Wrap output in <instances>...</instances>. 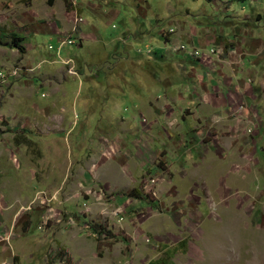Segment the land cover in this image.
Listing matches in <instances>:
<instances>
[{
  "label": "rangeland",
  "instance_id": "1",
  "mask_svg": "<svg viewBox=\"0 0 264 264\" xmlns=\"http://www.w3.org/2000/svg\"><path fill=\"white\" fill-rule=\"evenodd\" d=\"M71 2L64 0V7L69 11L71 5L77 11L67 12L60 21L46 14L49 9L45 10L44 0H0V264H62L65 259L61 253L71 257V264H78V258L83 264L82 259L94 260L95 251L101 256L97 255L93 264H102L107 251L114 248L134 259L138 234L145 232V220L154 215H167V221L182 230L177 233L190 241L189 251L183 252L182 261L176 260V264H264V202H259L264 201V141L256 146L249 141L243 148L240 143L239 147L222 146L224 162L238 161L239 155L246 154L238 168L245 173L240 187L243 192L238 194L242 200L239 211L232 207L231 188H224L222 195L213 189L210 192V182L198 179L201 171L196 168V172L192 167L178 172L189 173L190 182L179 180L181 175L174 177L160 200L152 193L155 184L144 186L155 169L142 168L145 164L139 160L162 154L152 151L149 137L142 133L150 136L154 132L157 137L159 128L146 130L149 117L133 107L130 94L140 99L147 85L154 89L159 82L153 70H142L140 60L128 65L124 58L127 54L146 56L145 42L150 43L148 53H154L152 42L155 44L156 38L162 41L165 54L181 52L196 57L188 52L194 46L175 39L180 26L189 29L197 23V18L185 12L189 8H184L194 7L193 1ZM161 11L169 12V17L157 18ZM75 17L81 21L72 30ZM162 20L165 27L160 30ZM55 30L64 38L52 35ZM79 31L83 33L80 38ZM67 35L76 43L57 52V41H66ZM14 37L19 38L23 51L12 44ZM180 44L185 50L174 52ZM111 73L117 74L115 84ZM172 74V67L166 66V79L172 80ZM167 85L165 81V102L172 101ZM121 91L124 98L114 107L112 101ZM157 139L162 141L160 136ZM178 143L166 147L174 156H180L184 148ZM214 147V153H219ZM244 148L248 149L242 151ZM187 152L183 155L192 166V153ZM123 175L127 182H133L132 188L141 187V198L128 195L131 187L124 191L133 200L125 208L111 204L112 193L123 187L119 184ZM13 187L22 195L27 193L28 198L22 196L15 202ZM194 187L202 189V194ZM198 196L204 201L201 205ZM220 196L230 202L223 211L215 208ZM122 201L119 197L118 202ZM205 202L211 206L210 219L201 214L209 210ZM218 217L235 223L228 222L222 228L214 221ZM94 223L101 227L91 228ZM98 232L106 233V239L96 237ZM141 237L144 242L148 239ZM68 246L84 253L73 257ZM50 253L54 256L51 260ZM120 261L116 264H123L124 259ZM141 262L148 264L145 258Z\"/></svg>",
  "mask_w": 264,
  "mask_h": 264
},
{
  "label": "crops",
  "instance_id": "2",
  "mask_svg": "<svg viewBox=\"0 0 264 264\" xmlns=\"http://www.w3.org/2000/svg\"><path fill=\"white\" fill-rule=\"evenodd\" d=\"M192 1L195 5L194 7L187 5L188 7L184 8H189L185 12H188L195 19L197 18V23H193L189 27L190 30L187 27L180 26L175 39L176 41L187 42L196 48H203L204 56L190 57L181 52L177 54L170 52L171 55H168L169 53L165 54L162 41L156 38L157 41L154 44V38L151 39L153 41L152 47L154 48L152 52L154 53H148L147 45L150 43L145 42L146 56H130L127 54V57L124 58L127 60L126 63L128 65L135 64V61L140 60L142 62V70L144 72L153 70L152 74L155 75L153 77L159 82L154 89H148L147 85L146 92L139 97L140 99L130 94L133 107L141 110L149 117L146 130L150 131L151 128L157 130L159 128L157 137L154 132H151L150 136L148 133H142V135L149 137L150 144L148 145L152 147V151H159L162 156H159V158L156 156L155 159L147 156L139 161L145 164V166H141L142 168H146V170L155 169L152 175H165L159 176L155 187L152 189V193L157 200L166 195L169 184H172L174 177L179 179L178 176L181 175L184 179L180 178L179 180H184L186 184L189 183L191 180L189 173H186V171L184 172L186 175L180 173L192 167V172H196V170H193L194 168L201 171L200 176L197 177L198 179H206L210 182V192L213 189L216 191L215 193L222 195L224 188H231L232 200H230L232 207L239 211L242 200L238 199V194L240 191L243 192V188L240 187L242 186L245 173L238 168L245 161L243 157L246 154L239 155L240 160L238 161L230 163L229 159H227L224 162L223 158L225 155L222 146L237 144L238 147L241 145V148H243L245 144L248 146L249 141L255 146L257 143L264 141V0ZM44 4L46 5L45 10L49 9L46 14L50 17L58 18L60 21L64 20L67 12L77 11L71 5L68 7L69 11H67L64 7V0H51V2L44 0ZM204 5H207V7ZM161 13H156L158 15L157 18L164 19L169 17V12L164 14L161 11ZM199 18L206 19V21H200ZM220 19L222 20L220 21ZM163 21L161 23L160 21L158 22V24H161L160 30L165 27V22ZM59 24L61 23L59 22ZM55 31L52 35H57L58 40L64 38L56 34L58 32ZM140 33L143 34L144 32L140 31ZM82 34V31L78 32L79 38ZM211 48H215L216 52L210 53L209 50ZM119 65L117 64V66ZM166 66L173 69L172 80L166 79ZM178 67L181 69L178 70ZM116 78L117 74L111 73V81L114 84L117 81ZM160 80H163V82L161 83ZM165 81L168 83L169 91L167 94L171 95L169 98L172 99V101H166L167 103L165 100L168 97H166V92H164ZM119 94L112 101L114 107L117 106L121 98H124L123 91ZM138 105L140 106L139 108ZM153 111H156L155 116H152ZM248 130L250 131L248 132ZM159 136L162 141L157 139ZM175 141H179L178 144L184 146V148H181L180 156H174L166 149L168 146H174L173 143ZM203 144H205L204 147H202ZM213 146H217L220 152L215 154V147L211 148ZM199 147L202 148L200 149ZM246 149L248 148H244L242 151ZM188 150L192 153V166L189 164L190 160H186L183 155L188 153ZM235 155L238 156L237 153ZM257 161L260 160L257 159ZM177 163H179L178 166ZM215 170L224 171V173L217 174ZM167 175L170 180L165 179ZM238 178H241V180L231 181V179ZM128 182L127 176L123 175L119 182L123 187L112 193L111 204L118 205V207L123 206L124 208L132 204V198L124 194V191L133 186V182ZM227 182L229 185H227ZM13 186L15 187L14 184ZM196 186H199V184L197 183ZM14 187L11 193L15 202H19L23 198L22 196L28 198L27 193L22 195ZM14 190L17 192H14ZM119 190L122 192L118 193ZM195 190L197 194H202V189ZM0 197L3 199V195H0ZM119 197H123L124 201L118 202ZM200 197H197L199 205L204 203ZM259 202L264 201L260 200ZM97 203L102 205V202ZM229 203V201L220 196L215 203L217 204L215 208L223 211L229 208ZM205 204L209 205L206 202ZM210 209L211 206L209 205L208 211L203 210V213H201L205 215L203 218H211L208 216L209 213L211 215ZM167 218H169L167 215L157 217L154 215L152 219L150 216L145 220V232L142 230L138 234V244L133 253L134 259L131 256L126 258L119 249L116 250L114 248L111 252L107 251V254H105L106 260L102 264H116V261L120 263L122 258L124 259L123 264H139L140 260L143 261L144 258L148 264H176V260L182 261L181 255L183 252L189 251L190 241L187 236H181L177 233H181L182 230L180 231V228L178 229L172 222L167 221ZM214 219L215 223L222 228L228 225V222L235 223V220L231 221L227 217ZM164 221L170 224L166 225L165 223L163 225ZM236 223L237 226L240 225L238 219H236ZM141 235L151 239V243L147 242L148 239L144 242ZM82 243L85 244L86 241H82ZM86 244L91 245L88 242ZM68 247L73 257H79L80 254L84 253L71 246ZM97 255L101 256V253L95 251L93 261L82 259L83 264L95 263ZM1 258L0 261H2ZM68 258L71 264L72 260L69 255ZM78 259L81 262V259ZM80 262L77 261L78 264ZM141 264L145 263L141 262Z\"/></svg>",
  "mask_w": 264,
  "mask_h": 264
},
{
  "label": "built area",
  "instance_id": "3",
  "mask_svg": "<svg viewBox=\"0 0 264 264\" xmlns=\"http://www.w3.org/2000/svg\"><path fill=\"white\" fill-rule=\"evenodd\" d=\"M72 4H75V0H72V2H71ZM78 21H81V18L80 17H75V19H74V25H73V30H75V25H76V23L78 22ZM76 42H75V40H73V38L72 37H70V36H66V41H57V46H56V50H57V52L62 48V47H64L65 45H70V44H75ZM49 48H52V46L51 45H49L48 46ZM185 45H182V44H180L176 49H173V51L174 52H177L179 49H184L185 50ZM149 51V50H148ZM189 54L190 55H194V56H204L205 55V53L203 52V51H201L200 49H197V48H192V49H189ZM209 52L210 53H215L216 52V50H215V48H211L210 50H209ZM69 60L70 59H68V61H64V62H66V64L69 62ZM72 70V69H71ZM158 177L156 176V175H153V176H150L148 179H146L145 180V182H147V183H144V186H145V188H146V185H150V184H156V182L158 181ZM149 240V239H148ZM52 257H54L53 256V253H50V260L52 259ZM7 264H11V263H7Z\"/></svg>",
  "mask_w": 264,
  "mask_h": 264
},
{
  "label": "trees",
  "instance_id": "4",
  "mask_svg": "<svg viewBox=\"0 0 264 264\" xmlns=\"http://www.w3.org/2000/svg\"><path fill=\"white\" fill-rule=\"evenodd\" d=\"M49 2H51V0H49ZM19 38L18 37H14V39H13V41H12V44L15 46V47H17L18 48V50L19 51H23L24 50V47L22 46V45H20V43H19ZM140 189H138V188H132V189H130L129 190V192H128V195H132V196H136V197H140L141 195H140ZM141 198V197H140ZM91 226V228H94V229H96V228H100L101 227V224H96V223H94V225H90ZM99 230V229H98ZM98 230H94V231H98ZM102 232H98V233H94V235L96 236V237H98L99 238V236H100V234H101ZM104 234V233H103ZM106 236H107V234H106ZM61 256L62 257H65V255L63 254L62 255V253H61Z\"/></svg>",
  "mask_w": 264,
  "mask_h": 264
},
{
  "label": "bare ground",
  "instance_id": "5",
  "mask_svg": "<svg viewBox=\"0 0 264 264\" xmlns=\"http://www.w3.org/2000/svg\"><path fill=\"white\" fill-rule=\"evenodd\" d=\"M106 233H101L100 234V236H99V238H101V239H106ZM261 248V247H260ZM64 255H65V257H64V259H65V261L64 260H62V261H60V263H62L63 264V261L66 263V264H70V262H69V258H68V256L64 253Z\"/></svg>",
  "mask_w": 264,
  "mask_h": 264
},
{
  "label": "clouds",
  "instance_id": "6",
  "mask_svg": "<svg viewBox=\"0 0 264 264\" xmlns=\"http://www.w3.org/2000/svg\"><path fill=\"white\" fill-rule=\"evenodd\" d=\"M156 175V174H155ZM151 176H153V175H151ZM156 176H158V175H156ZM140 190H141V187H140Z\"/></svg>",
  "mask_w": 264,
  "mask_h": 264
}]
</instances>
